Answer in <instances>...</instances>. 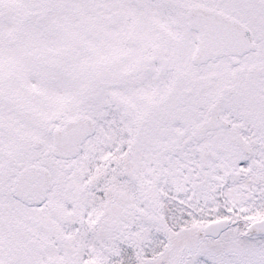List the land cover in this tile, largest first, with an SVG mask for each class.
<instances>
[{"label": "rangeland", "instance_id": "obj_1", "mask_svg": "<svg viewBox=\"0 0 264 264\" xmlns=\"http://www.w3.org/2000/svg\"><path fill=\"white\" fill-rule=\"evenodd\" d=\"M127 1L0 0V141L6 151L16 148L19 169L44 165L54 184L40 207L30 209L12 200L16 225L0 231V264H191L194 257L199 264H264V239L248 240L237 230L226 234L222 248L208 251L188 244L193 232L185 229L222 215L224 201L235 209L242 193H263L262 187L245 183L264 177V144H252L246 159L242 150L232 153L234 159L248 160L238 168L245 177L239 181L245 183L228 186L222 204L218 187L209 189L202 181L216 183L224 174L208 169L196 176L199 182L181 178L198 171L193 149H182L185 141L171 147L145 131L140 135L141 118L151 122L147 114L172 88L173 76L153 73L132 87L115 77L110 9L123 8ZM249 3L253 10L258 6V22L252 26L264 69V0L242 4ZM183 86L179 83V89ZM211 95L202 90L203 104ZM173 99L180 112L197 108L183 95ZM233 100L243 101L235 112L264 126V115L258 113L264 112V78L241 83ZM76 114L91 116L96 125L82 153L69 162L41 155L52 145L50 131ZM175 129L180 137L182 126ZM262 134L264 127L257 138ZM35 138L43 141L40 151L31 146ZM174 146H180L176 155ZM171 154L179 171L163 162ZM11 183L0 186L2 198ZM169 196L172 202L162 206V198ZM205 198L218 202L198 203ZM246 198L239 216L254 209V198Z\"/></svg>", "mask_w": 264, "mask_h": 264}, {"label": "flooded vegetation", "instance_id": "obj_2", "mask_svg": "<svg viewBox=\"0 0 264 264\" xmlns=\"http://www.w3.org/2000/svg\"><path fill=\"white\" fill-rule=\"evenodd\" d=\"M244 1L254 3V0H128V4L123 8L118 7L115 10L112 7L110 12V42L113 46L110 48V55H123L114 59L117 69L136 71L135 77L140 79H146L153 73L165 75L170 72L174 78V86L179 83L187 85L182 87L184 90H181V93L185 96L188 104L197 105L193 111L180 112L176 100L173 99L178 96L179 87L177 86V90L175 88L165 93L163 102L147 114L150 117V123H147L146 116L141 118L142 126H144L141 131L147 132L150 138L157 137L166 146L167 141L171 142V147L172 143L185 141L183 144L180 143L183 145V147L181 146L183 149L193 147L197 151L200 147L207 148L209 152L205 153V156L208 157L204 164L206 170L213 169L214 173L220 172L224 175L217 177L216 183L215 181L212 182L213 184L210 181H202V183H206L209 187L214 185L220 190L239 184V182H241L240 184L245 183L239 181L245 177L236 175V168L245 165V161L248 163V160L234 159L235 155L232 153L242 150L246 159L252 155V144L257 145V143L264 142L263 134L259 138L256 136L259 129H263L260 122L249 120L243 116L242 112H235L234 109L242 105L243 101L232 100L233 97H237V90L241 83L251 79L260 81L264 76V69L259 64L258 50L243 56L231 55L209 60L200 65L192 63V54L198 35L196 31L188 27V15L191 7L202 6L224 12L237 20L244 18L246 22H257V12L254 13L244 8L242 4ZM245 15L250 20L246 19ZM120 29L122 30L119 31ZM253 37L257 45V34L254 33ZM120 39L124 41H120ZM130 40L138 48H134L133 51H139L131 63ZM127 81L130 82L131 77ZM205 89L212 95L203 104L201 92ZM220 97L222 101L218 121L219 128L207 131L200 141L194 139L193 132L209 118L210 106L214 100ZM179 124L182 126L180 137H178L175 129ZM12 148L14 150H4L0 141L1 187L3 183H10L14 173L18 170V162L15 163L17 155L13 154L16 152V148L13 146ZM174 149L176 155L180 151V146H174ZM223 152H226L227 155ZM199 159H197V163L200 164L201 162L202 165V161ZM8 163L13 165L10 169ZM261 177L247 180L245 184H255L256 187H262L264 177ZM192 180L195 183L197 178L194 177ZM241 193H237L236 197L239 198ZM253 193L252 198L261 197L259 192H256L258 194L255 195ZM247 199L249 198H246V193H242L235 209H229V211L224 209L225 217L223 218H229L235 224H230L218 237L200 235L197 230L199 228L192 227L188 231L192 230L196 233L192 234V242H188V244L192 245L193 248L198 246L203 250L221 248L227 244L225 237H228L226 234L231 230H237L238 235H242L250 221L241 218L243 215L237 216V213L240 212L245 203L249 202ZM250 204L254 205L255 203L250 201ZM13 213L7 195H4L3 198L0 195V231H10L15 227L16 219ZM187 258L191 260L190 254Z\"/></svg>", "mask_w": 264, "mask_h": 264}, {"label": "water", "instance_id": "obj_3", "mask_svg": "<svg viewBox=\"0 0 264 264\" xmlns=\"http://www.w3.org/2000/svg\"><path fill=\"white\" fill-rule=\"evenodd\" d=\"M190 26L199 30L197 49L194 62H206L209 59L222 57L236 51L242 55L255 49L252 34L248 28L229 16L206 10L193 9L190 14ZM234 53V54H235ZM220 111V101L210 109L211 118L196 133H204L207 129H215L214 122ZM93 121L86 116H77L65 121L64 126L53 130L54 145L52 153L60 159H71L79 151L81 143L93 133ZM51 189V177L48 171L37 166L24 168L14 181L12 194L26 204H39ZM229 221L221 220L206 226L205 234L217 236L226 229ZM250 235H264V220L252 224L248 228Z\"/></svg>", "mask_w": 264, "mask_h": 264}]
</instances>
